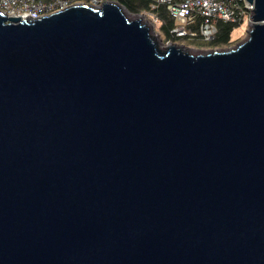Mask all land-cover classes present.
Segmentation results:
<instances>
[{"label":"water","instance_id":"1","mask_svg":"<svg viewBox=\"0 0 264 264\" xmlns=\"http://www.w3.org/2000/svg\"><path fill=\"white\" fill-rule=\"evenodd\" d=\"M248 1L247 40L204 54L116 1L0 12V264H264Z\"/></svg>","mask_w":264,"mask_h":264},{"label":"built area","instance_id":"2","mask_svg":"<svg viewBox=\"0 0 264 264\" xmlns=\"http://www.w3.org/2000/svg\"><path fill=\"white\" fill-rule=\"evenodd\" d=\"M120 0H0V12L8 17L40 19L76 4L101 6ZM149 7L138 15L151 18L153 25L164 24L158 10L164 9L174 21L170 34L176 39L212 42L220 36V24L250 25L255 5L248 0H148ZM120 3V2H119ZM121 4V3H120ZM238 26V27H239ZM166 43H174L172 40Z\"/></svg>","mask_w":264,"mask_h":264},{"label":"rangeland","instance_id":"3","mask_svg":"<svg viewBox=\"0 0 264 264\" xmlns=\"http://www.w3.org/2000/svg\"><path fill=\"white\" fill-rule=\"evenodd\" d=\"M142 18L144 22H146L147 26L152 30L154 28V30L156 32H152L154 35L158 34V36L162 39H166L165 35H160V25L156 24L153 25V22H151V18H147V17H142L138 14H134L132 19L134 18ZM250 30V25L247 26V24H243L239 27H237L232 35H231V40L229 42V44H225V45H220V46H214L211 44V42H207V41H202V40H188V39H178L177 43L182 44V45H186V48H189V50L194 53V54H204L207 52H213V51H227L229 49H232L236 46H238L239 44L243 43L244 41L247 40L248 38V31ZM160 38H157V40L160 42V46H162V48H165L167 46L166 41H164V43L161 42Z\"/></svg>","mask_w":264,"mask_h":264},{"label":"trees","instance_id":"4","mask_svg":"<svg viewBox=\"0 0 264 264\" xmlns=\"http://www.w3.org/2000/svg\"><path fill=\"white\" fill-rule=\"evenodd\" d=\"M129 12L132 14H138L141 11L147 10L149 7L148 0H120L119 1ZM160 18L164 21V24L160 28V35H165L166 39L164 41L172 40L177 42L178 39L173 38L170 34V30L174 26V21L169 17L167 12L164 9L158 10ZM239 26V24H220V36L211 42L214 46H220L229 44L231 40V35L233 31Z\"/></svg>","mask_w":264,"mask_h":264},{"label":"flooded vegetation","instance_id":"5","mask_svg":"<svg viewBox=\"0 0 264 264\" xmlns=\"http://www.w3.org/2000/svg\"><path fill=\"white\" fill-rule=\"evenodd\" d=\"M86 4H92L91 2H85ZM174 43H177V42H174ZM178 45H182V44H179V43H177ZM184 47H186V45H183Z\"/></svg>","mask_w":264,"mask_h":264},{"label":"bare ground","instance_id":"6","mask_svg":"<svg viewBox=\"0 0 264 264\" xmlns=\"http://www.w3.org/2000/svg\"><path fill=\"white\" fill-rule=\"evenodd\" d=\"M142 17H146V16H144V15H141ZM161 48H162V46H160Z\"/></svg>","mask_w":264,"mask_h":264}]
</instances>
